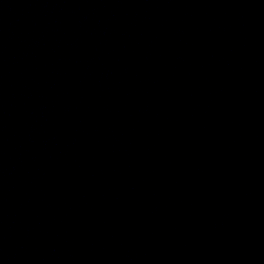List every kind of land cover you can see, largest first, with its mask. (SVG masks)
<instances>
[{
    "label": "water",
    "instance_id": "water-1",
    "mask_svg": "<svg viewBox=\"0 0 264 264\" xmlns=\"http://www.w3.org/2000/svg\"><path fill=\"white\" fill-rule=\"evenodd\" d=\"M0 264H264V0H0Z\"/></svg>",
    "mask_w": 264,
    "mask_h": 264
}]
</instances>
